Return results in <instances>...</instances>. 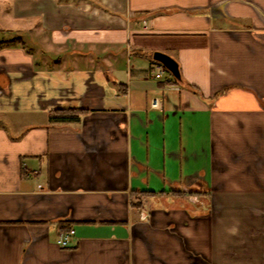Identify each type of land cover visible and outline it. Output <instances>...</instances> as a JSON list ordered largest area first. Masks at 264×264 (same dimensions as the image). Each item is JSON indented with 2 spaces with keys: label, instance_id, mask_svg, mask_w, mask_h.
<instances>
[{
  "label": "crops",
  "instance_id": "0c3cea01",
  "mask_svg": "<svg viewBox=\"0 0 264 264\" xmlns=\"http://www.w3.org/2000/svg\"><path fill=\"white\" fill-rule=\"evenodd\" d=\"M7 14L0 264H264V0H12ZM63 111L85 112L51 118Z\"/></svg>",
  "mask_w": 264,
  "mask_h": 264
},
{
  "label": "rangeland",
  "instance_id": "374dc122",
  "mask_svg": "<svg viewBox=\"0 0 264 264\" xmlns=\"http://www.w3.org/2000/svg\"><path fill=\"white\" fill-rule=\"evenodd\" d=\"M11 2L12 0H0V43H5V41L11 38V35H13V33L9 31L11 28L8 26L10 22L8 18L9 15L7 14L8 10H10ZM14 39L19 40L20 38L15 37ZM2 46L3 44L1 45V48ZM11 134H18V130H12Z\"/></svg>",
  "mask_w": 264,
  "mask_h": 264
},
{
  "label": "built area",
  "instance_id": "2783aa9c",
  "mask_svg": "<svg viewBox=\"0 0 264 264\" xmlns=\"http://www.w3.org/2000/svg\"><path fill=\"white\" fill-rule=\"evenodd\" d=\"M155 78L157 79H161L162 78V74L161 73H157L155 74ZM167 81H171L173 79V76L171 74H168L166 77ZM151 108H158V100L157 99H152L151 100ZM74 238V230L72 229H68L66 232L62 233L59 237V239L57 240V244L58 246L62 247V248H70V243Z\"/></svg>",
  "mask_w": 264,
  "mask_h": 264
},
{
  "label": "water",
  "instance_id": "95a60500",
  "mask_svg": "<svg viewBox=\"0 0 264 264\" xmlns=\"http://www.w3.org/2000/svg\"><path fill=\"white\" fill-rule=\"evenodd\" d=\"M155 62L161 64L176 80H180V73L177 63L169 56L154 52L152 56Z\"/></svg>",
  "mask_w": 264,
  "mask_h": 264
},
{
  "label": "trees",
  "instance_id": "16d2710c",
  "mask_svg": "<svg viewBox=\"0 0 264 264\" xmlns=\"http://www.w3.org/2000/svg\"><path fill=\"white\" fill-rule=\"evenodd\" d=\"M16 41H17L16 39H11V40L8 41V43H9V42L14 43V42H16ZM3 43H4V42H1V43H0V46H1ZM1 82H2V79H1V76H0V83H1ZM190 88H191V89H194V88H192V86H191ZM83 112H85V111H80V112H77V111H63V112H56L55 114L58 115V116H53V117H51V118L54 119V120H58V121H66V120L78 119L77 114H78V113H83ZM179 193H180V194H185V195H190V196L196 194V192H192V191L179 192ZM134 206H138V207H140V206H141V203L136 202V203L134 204Z\"/></svg>",
  "mask_w": 264,
  "mask_h": 264
}]
</instances>
